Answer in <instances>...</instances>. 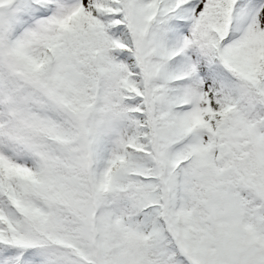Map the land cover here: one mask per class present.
Segmentation results:
<instances>
[{"label":"snow or ice","instance_id":"1","mask_svg":"<svg viewBox=\"0 0 264 264\" xmlns=\"http://www.w3.org/2000/svg\"><path fill=\"white\" fill-rule=\"evenodd\" d=\"M0 264H264V0H0Z\"/></svg>","mask_w":264,"mask_h":264}]
</instances>
